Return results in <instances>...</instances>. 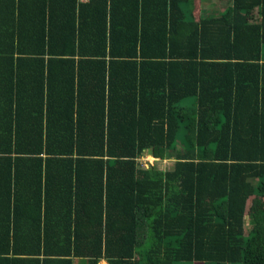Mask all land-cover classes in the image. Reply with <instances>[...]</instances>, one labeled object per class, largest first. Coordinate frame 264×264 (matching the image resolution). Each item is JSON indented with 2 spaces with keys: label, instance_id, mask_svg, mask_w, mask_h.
Here are the masks:
<instances>
[{
  "label": "trees",
  "instance_id": "16d2710c",
  "mask_svg": "<svg viewBox=\"0 0 264 264\" xmlns=\"http://www.w3.org/2000/svg\"><path fill=\"white\" fill-rule=\"evenodd\" d=\"M225 1L0 0V264H264V0Z\"/></svg>",
  "mask_w": 264,
  "mask_h": 264
},
{
  "label": "rangeland",
  "instance_id": "374dc122",
  "mask_svg": "<svg viewBox=\"0 0 264 264\" xmlns=\"http://www.w3.org/2000/svg\"><path fill=\"white\" fill-rule=\"evenodd\" d=\"M194 4V0L193 2H189L183 5L184 9L186 11L188 10H192L193 8V15H195L196 18L199 17V15H216L219 14L223 8L226 6V1L225 0H195V6ZM251 17L253 19H257L258 16L256 14H251ZM142 159L144 160V164L146 166H150L151 164H156L158 163V165L160 167L164 166V167H169L171 165V160H156V158L152 157L151 155H146L144 157H142ZM160 163V164H159ZM249 203V202H248ZM248 208V205H247ZM247 213L245 216V228L248 229V225H247ZM202 264V263H199Z\"/></svg>",
  "mask_w": 264,
  "mask_h": 264
},
{
  "label": "crops",
  "instance_id": "0c3cea01",
  "mask_svg": "<svg viewBox=\"0 0 264 264\" xmlns=\"http://www.w3.org/2000/svg\"><path fill=\"white\" fill-rule=\"evenodd\" d=\"M87 2H88V1H87ZM82 3H85V2H82ZM193 5L195 6V0H194V4H193ZM193 9H194V8H193ZM193 9H192V10H193ZM192 13H193V11H192ZM194 17H195V15H194ZM195 18H196V17H195ZM159 164H160V163H159ZM162 167L165 168V169L167 168V167H164V166H162ZM97 264H108V263H107V261H106L105 259H101V260L98 261Z\"/></svg>",
  "mask_w": 264,
  "mask_h": 264
},
{
  "label": "built area",
  "instance_id": "2783aa9c",
  "mask_svg": "<svg viewBox=\"0 0 264 264\" xmlns=\"http://www.w3.org/2000/svg\"><path fill=\"white\" fill-rule=\"evenodd\" d=\"M80 2H87V1H89V0H79Z\"/></svg>",
  "mask_w": 264,
  "mask_h": 264
}]
</instances>
